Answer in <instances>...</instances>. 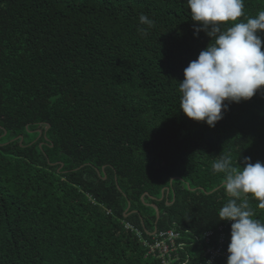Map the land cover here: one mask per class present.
<instances>
[{
  "label": "trees",
  "instance_id": "trees-1",
  "mask_svg": "<svg viewBox=\"0 0 264 264\" xmlns=\"http://www.w3.org/2000/svg\"><path fill=\"white\" fill-rule=\"evenodd\" d=\"M190 18L187 0H0V264H209L210 231L227 251L212 164L264 163V90L214 128L189 119L179 82L211 42Z\"/></svg>",
  "mask_w": 264,
  "mask_h": 264
},
{
  "label": "clouds",
  "instance_id": "clouds-1",
  "mask_svg": "<svg viewBox=\"0 0 264 264\" xmlns=\"http://www.w3.org/2000/svg\"><path fill=\"white\" fill-rule=\"evenodd\" d=\"M187 4L195 22L194 35L203 31L211 42L184 69L179 82L180 110L189 119L214 128L229 104L248 101L264 90V11L237 22L244 15V0H187ZM140 21L151 23L143 14ZM228 22L231 26L222 29ZM212 170L223 174L222 186L230 196L218 212L220 221L231 222L228 257L223 260L227 259L226 264H264V222L253 218L247 200L251 194L264 208V163L245 157L238 169L230 155H223ZM174 252L178 253V247Z\"/></svg>",
  "mask_w": 264,
  "mask_h": 264
},
{
  "label": "built area",
  "instance_id": "built-area-1",
  "mask_svg": "<svg viewBox=\"0 0 264 264\" xmlns=\"http://www.w3.org/2000/svg\"><path fill=\"white\" fill-rule=\"evenodd\" d=\"M220 232L224 231V228L221 227L219 229ZM214 231H210L206 234V242L210 244L208 247V253L211 255V264L215 261L217 257L227 258L228 252L224 250V241L225 236L222 234L219 238V244L215 246L212 244V239L215 236ZM179 234L173 230H169L167 232H160L157 235H155L156 238V246L155 248L161 250L163 253H168L169 255L174 251L175 249V239H177Z\"/></svg>",
  "mask_w": 264,
  "mask_h": 264
},
{
  "label": "water",
  "instance_id": "water-1",
  "mask_svg": "<svg viewBox=\"0 0 264 264\" xmlns=\"http://www.w3.org/2000/svg\"><path fill=\"white\" fill-rule=\"evenodd\" d=\"M129 210V209H128ZM127 210V211H128ZM160 220V215H159V210L157 209V221H159ZM156 232H157V228H156V231H155V233L154 234H156Z\"/></svg>",
  "mask_w": 264,
  "mask_h": 264
},
{
  "label": "bare ground",
  "instance_id": "bare-ground-1",
  "mask_svg": "<svg viewBox=\"0 0 264 264\" xmlns=\"http://www.w3.org/2000/svg\"><path fill=\"white\" fill-rule=\"evenodd\" d=\"M208 246H210V244L209 243H206Z\"/></svg>",
  "mask_w": 264,
  "mask_h": 264
},
{
  "label": "rangeland",
  "instance_id": "rangeland-1",
  "mask_svg": "<svg viewBox=\"0 0 264 264\" xmlns=\"http://www.w3.org/2000/svg\"><path fill=\"white\" fill-rule=\"evenodd\" d=\"M161 199H162V198H161ZM161 199H160V200H161ZM149 205H150V206H153V205H151V204H149Z\"/></svg>",
  "mask_w": 264,
  "mask_h": 264
}]
</instances>
